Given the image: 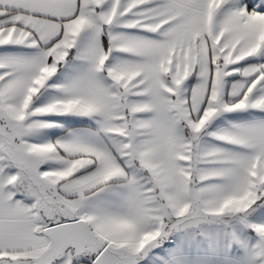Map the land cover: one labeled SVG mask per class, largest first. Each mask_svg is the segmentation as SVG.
Wrapping results in <instances>:
<instances>
[{"label": "snow or ice", "instance_id": "6c2138e0", "mask_svg": "<svg viewBox=\"0 0 264 264\" xmlns=\"http://www.w3.org/2000/svg\"><path fill=\"white\" fill-rule=\"evenodd\" d=\"M0 264H264V0H0Z\"/></svg>", "mask_w": 264, "mask_h": 264}]
</instances>
